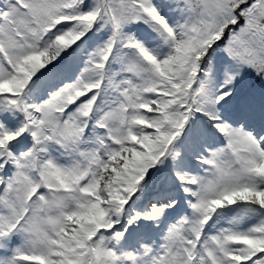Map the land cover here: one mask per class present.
Here are the masks:
<instances>
[{"label": "snow or ice", "instance_id": "snow-or-ice-1", "mask_svg": "<svg viewBox=\"0 0 264 264\" xmlns=\"http://www.w3.org/2000/svg\"><path fill=\"white\" fill-rule=\"evenodd\" d=\"M0 264H264V0H0Z\"/></svg>", "mask_w": 264, "mask_h": 264}]
</instances>
